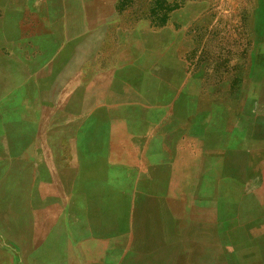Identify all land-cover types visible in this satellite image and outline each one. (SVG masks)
Here are the masks:
<instances>
[{
	"label": "rangeland",
	"instance_id": "rangeland-1",
	"mask_svg": "<svg viewBox=\"0 0 264 264\" xmlns=\"http://www.w3.org/2000/svg\"><path fill=\"white\" fill-rule=\"evenodd\" d=\"M263 211L264 0H0V264H197Z\"/></svg>",
	"mask_w": 264,
	"mask_h": 264
},
{
	"label": "crops",
	"instance_id": "crops-1",
	"mask_svg": "<svg viewBox=\"0 0 264 264\" xmlns=\"http://www.w3.org/2000/svg\"><path fill=\"white\" fill-rule=\"evenodd\" d=\"M258 181L259 179L257 180V182ZM194 197H196V195ZM248 198L249 203L247 209L243 208V212H241L240 214H257L259 212V208L254 203L251 204V196H248ZM244 200L245 196L243 201ZM155 214H167V212H156ZM190 214L198 213L194 209V211L192 210ZM200 214L215 213L211 212V210L209 209H205L202 210ZM254 229L258 228L255 227ZM246 233L251 237H249ZM246 233H244L243 230L241 232V230L239 229H229L227 230L225 235L223 234L220 238L218 237V240L217 238L215 239V242L217 241L216 243H206L205 248H207L208 251V258H204V260L201 258L197 259V264H264V243L258 242L253 234H250L249 232ZM213 247L215 250L213 249ZM211 250H214V254H212ZM230 250L232 254H234V256L230 254ZM229 256H231L232 258H229Z\"/></svg>",
	"mask_w": 264,
	"mask_h": 264
}]
</instances>
